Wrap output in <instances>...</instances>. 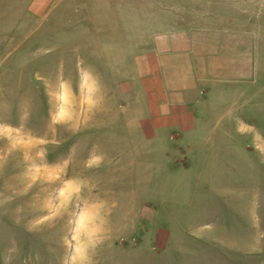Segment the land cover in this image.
<instances>
[{
  "label": "rangeland",
  "instance_id": "1",
  "mask_svg": "<svg viewBox=\"0 0 264 264\" xmlns=\"http://www.w3.org/2000/svg\"><path fill=\"white\" fill-rule=\"evenodd\" d=\"M193 1L51 0L35 13L32 0H9L10 50L0 52V264H63L70 230L86 232L101 212L106 227L93 264H264V163L257 160L228 175L224 166H200L210 172L202 182L211 174L216 184L197 197L199 166H179L183 233L198 227L209 241L162 246L163 227L176 218L163 206L177 200L162 196L168 166L160 145L149 148L159 140L137 131L146 102L131 81L157 34L177 30L179 17L193 24L203 0ZM231 5L229 29L264 28V0ZM180 8L187 12L178 15ZM247 8L248 22L240 16ZM97 82L104 102L89 115L84 99ZM59 107L75 119L54 124ZM92 156L103 157L99 167L87 166ZM227 233L228 249L218 247Z\"/></svg>",
  "mask_w": 264,
  "mask_h": 264
},
{
  "label": "crops",
  "instance_id": "2",
  "mask_svg": "<svg viewBox=\"0 0 264 264\" xmlns=\"http://www.w3.org/2000/svg\"><path fill=\"white\" fill-rule=\"evenodd\" d=\"M50 1L32 0L30 10L39 13L40 7ZM232 1H193L202 5L188 19L193 24L181 23L183 19L179 17L177 30L157 34L152 51L141 57L140 64L136 58L135 72L139 76L131 83L142 86L140 93L146 102V114L138 121L137 131L148 141H160V144L150 142L149 148L160 145L168 166L163 170L162 196L177 200L176 205L164 200V212L172 210L176 216L171 221L169 216L168 224L163 227L162 246L166 251L179 245L180 239L187 243L191 238L196 246L198 242L209 241L198 227L188 231V236L183 233L187 227L184 228L177 210L183 194L181 182L186 177L179 166H199L198 170L193 169L192 195L197 197L207 194V187L216 184L211 174L210 179L202 182L208 171L200 166H224V174L228 175L241 172L236 166L254 165L256 160L264 163V127L258 128L253 121V118L264 120V28L251 30L247 24L242 30L229 29ZM9 3L0 0V52L10 50ZM203 8H208L203 12H209L201 13ZM185 10L180 8L178 15L186 13ZM250 11L247 8L240 16L245 18ZM202 21L206 23L201 25ZM218 21L221 23L217 24ZM235 148L249 155L235 157L239 156L238 152L235 155ZM253 148L259 153L258 158H251ZM171 165L178 168L170 174ZM218 237L216 241L227 244L218 247L228 249L229 234Z\"/></svg>",
  "mask_w": 264,
  "mask_h": 264
},
{
  "label": "clouds",
  "instance_id": "3",
  "mask_svg": "<svg viewBox=\"0 0 264 264\" xmlns=\"http://www.w3.org/2000/svg\"><path fill=\"white\" fill-rule=\"evenodd\" d=\"M63 85L60 86L62 96ZM60 98V97H58ZM104 102L102 90L97 84L89 90V94L84 99V105L87 113L92 115L97 109H99ZM62 103V99H61ZM75 119L72 113L65 111L63 107H59L52 118L54 124H66ZM103 162L102 156L90 157L87 166L99 167ZM103 207V205H101ZM42 220H38L36 223L39 225ZM106 227V219L103 216V212L97 217L95 226L87 230L86 232L81 230L79 226H74L68 236L65 237L64 245L66 248V254L63 259V264H93V254L95 249L103 242V236Z\"/></svg>",
  "mask_w": 264,
  "mask_h": 264
}]
</instances>
